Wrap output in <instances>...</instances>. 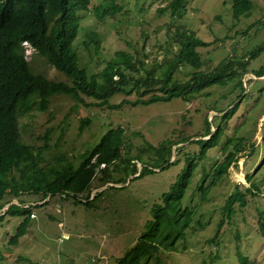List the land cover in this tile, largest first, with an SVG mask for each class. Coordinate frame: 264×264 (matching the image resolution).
<instances>
[{
    "label": "rangeland",
    "instance_id": "rangeland-1",
    "mask_svg": "<svg viewBox=\"0 0 264 264\" xmlns=\"http://www.w3.org/2000/svg\"><path fill=\"white\" fill-rule=\"evenodd\" d=\"M169 1L91 0L87 10L78 12V32L72 43L78 66L102 81L98 74L108 62H124L116 54L122 52L130 60V67L122 66L127 77H144L146 71L158 76L161 66L178 53L174 34L182 30L208 42L196 48L202 61L198 70L211 73L222 62H231L223 72L230 78L187 98L145 105H131L139 97L136 90L115 92L104 103L83 94V101L53 94L46 109L40 108L37 92L20 101V141L41 155L38 169L50 178L65 165L77 169L84 154L109 128L125 129L124 147L116 161L97 169L89 189L82 193L4 195L0 199V206L5 204L0 208V264H116L145 230L153 204L170 189L187 158L198 153L201 143L196 140L208 138L202 137L205 117L211 131L219 129L217 144L196 159L180 203L181 207L196 206L195 215L175 249L160 250L158 255L162 264H239V251L264 264V239L258 225L260 215L264 217V75L257 76V71L264 70V50L253 58L248 56L253 47L264 44V0H250V11L238 19L232 14L233 0H187L183 14L176 18L166 10ZM22 46L33 74L71 83L28 42ZM195 70L181 63L173 78L183 83ZM114 79L119 80L118 76ZM154 93H160L157 86L141 98ZM116 104L120 107L114 108ZM166 139V145H171L168 167L154 158L149 147ZM234 146L240 149L236 161L201 202L198 186L210 182L213 167ZM135 165L138 173L133 175ZM142 166L150 170L137 177ZM245 187L251 190L246 192V204H236L228 218L224 211L227 198ZM9 204L30 207L32 213L26 233L14 245L9 239L23 217L4 214ZM220 220L221 231L214 241H208Z\"/></svg>",
    "mask_w": 264,
    "mask_h": 264
},
{
    "label": "trees",
    "instance_id": "trees-1",
    "mask_svg": "<svg viewBox=\"0 0 264 264\" xmlns=\"http://www.w3.org/2000/svg\"><path fill=\"white\" fill-rule=\"evenodd\" d=\"M90 3L91 0H0V199L6 194L17 197L20 193L28 191L44 193L45 196L64 194L65 197L69 193L73 195L82 193L89 189L97 169L103 170L116 161L124 147L125 129L122 126L109 128L97 145L84 154V159L77 169H73V166L69 168L68 164L59 170H54L53 178L48 177L47 173L38 169L42 160L41 155L35 152L32 146L20 141L17 106L33 92H37L39 96L38 104L41 109L47 108L49 97L53 94L70 95L78 101H83L81 97L83 94L104 103L115 92L133 90H136L139 97L131 102V105H145L154 101H167L173 97L187 98L208 86L223 85L230 78L228 73L223 74V72L229 69L231 62H222L223 64L217 66L211 73L203 74L199 71L202 61L196 48L206 46L208 42L196 37L192 32L182 30L174 34L179 44L178 53L172 61L161 66V73L158 76H154L153 71H146L144 77H127L122 66L130 67V60L124 53L117 52V57H124V62L120 64L116 61L108 62L98 74L102 81L94 75L89 77L86 71L78 66V55L72 49V43L78 32V12L87 10ZM187 3V0H170L166 10L172 17H180ZM251 7L250 0H233L234 19L247 14ZM102 12L101 10L100 13ZM24 41L46 57L56 70L67 75L71 83L56 82L42 75L33 74L25 59L22 46ZM263 50L264 44L255 46L249 51L248 56L253 58ZM181 63L196 69L192 77L183 83L173 78L174 71ZM257 73V76H263L264 70L260 69ZM115 76H118L119 80L116 81ZM156 86L160 93H154L147 99L141 98L150 88ZM113 107H120V104ZM234 108L233 105L226 113L229 114ZM218 131V128L210 130V122L205 117V135L202 137L208 136V138L196 140L201 143L198 153L194 157L187 158L170 189L161 194L159 203L153 204L150 209L151 219L146 222L145 230L124 255L116 259V264H150L151 262V264H162L159 251L174 250L177 241L184 238L185 229L193 220L196 206L181 207L180 203L197 166L196 159H202L206 151L217 144ZM166 143L167 139L158 146L149 147L155 152L154 158L161 160L162 166L168 167L171 145ZM163 148H166L165 152ZM239 150V147L234 146L233 150L226 153L223 160L213 167L210 182L198 186L201 202H204L209 189L228 172L231 164L236 161ZM176 161L175 159L173 162ZM102 164L104 166L99 168ZM149 170L148 167L142 166L137 177H143ZM16 173L18 177L15 176ZM137 173L135 165L132 174ZM246 177L250 180V177ZM250 191L249 187H245L244 191L234 192L227 198L224 211L228 218L234 213L236 204L241 207L246 204V192ZM14 206L16 205L10 204L4 213L23 217L16 227L15 234L9 239V243L13 245L26 233L31 213L30 207L14 208ZM222 224L223 220H220L216 234L208 241L217 238ZM258 225L264 239V217L261 215ZM236 255L239 264H259L239 251ZM202 264H210V262L204 261Z\"/></svg>",
    "mask_w": 264,
    "mask_h": 264
},
{
    "label": "built area",
    "instance_id": "built-area-1",
    "mask_svg": "<svg viewBox=\"0 0 264 264\" xmlns=\"http://www.w3.org/2000/svg\"><path fill=\"white\" fill-rule=\"evenodd\" d=\"M60 196L65 197L64 194H60ZM31 214H32V213H31ZM31 214H30V215H31ZM57 241H58V242H61V241H62V238H57Z\"/></svg>",
    "mask_w": 264,
    "mask_h": 264
},
{
    "label": "water",
    "instance_id": "water-1",
    "mask_svg": "<svg viewBox=\"0 0 264 264\" xmlns=\"http://www.w3.org/2000/svg\"><path fill=\"white\" fill-rule=\"evenodd\" d=\"M9 205H10V204H9ZM9 205H8V206H9ZM8 206H7V208H8Z\"/></svg>",
    "mask_w": 264,
    "mask_h": 264
}]
</instances>
